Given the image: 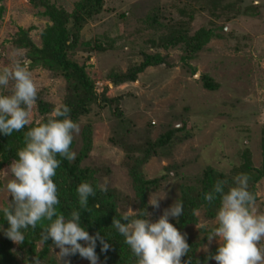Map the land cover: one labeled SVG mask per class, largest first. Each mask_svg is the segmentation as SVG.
<instances>
[{"label":"rangeland","instance_id":"obj_1","mask_svg":"<svg viewBox=\"0 0 264 264\" xmlns=\"http://www.w3.org/2000/svg\"><path fill=\"white\" fill-rule=\"evenodd\" d=\"M48 1L71 12L78 0ZM199 2L204 8L192 13L190 31L223 26L219 30L223 36L211 39L191 60H183L177 46L160 45L166 28L183 19L176 10L178 0H103L102 11L80 31L74 48L77 61L85 64L99 94L107 86L105 97L109 102L93 104L89 113L80 117L72 151L78 154L83 143L82 129L91 125L92 148L82 164L96 169L99 184L106 182L107 189L115 191L118 210L124 214L137 210L131 179L123 164L124 148L140 146L146 138L155 141L166 130L176 129L169 146L162 154L149 157L142 166L145 178L161 179L159 188L152 190L147 199L151 202L164 196L159 207L150 205L152 221L177 199L179 187L194 183L206 166L228 173L242 161L244 150L249 151L253 166L262 164L264 0H194ZM0 6V68H11L16 62L28 65L38 89L36 103L28 108L29 119L38 122L41 115L37 100L54 107L62 103L65 80L39 64H31L28 49L17 38L22 29L40 47L41 33L50 21L42 15L44 8L30 0H1ZM153 11L165 16L158 14L164 27L147 25L146 16ZM83 41L96 49L84 48ZM143 53H159L165 63L145 68L133 82L114 86L107 80L111 71H125ZM203 74L217 82L218 89H205L201 82ZM9 178V165L1 166L0 182ZM4 186L0 185V205L7 196ZM256 196V208L264 213V176L256 183ZM195 217L196 222L186 226L184 232L195 242L205 239L197 255H206L217 247V242L213 239L209 244L201 225L214 226L215 219L206 218L200 210ZM13 245L18 264H27L17 244ZM40 248L38 244L36 251ZM58 251L51 246L47 257L40 259L41 264H63ZM64 260L68 264H89L81 257L68 256ZM98 264L102 263L98 260ZM207 264L216 262L210 260Z\"/></svg>","mask_w":264,"mask_h":264},{"label":"trees","instance_id":"obj_2","mask_svg":"<svg viewBox=\"0 0 264 264\" xmlns=\"http://www.w3.org/2000/svg\"><path fill=\"white\" fill-rule=\"evenodd\" d=\"M30 2L34 5L39 4L44 8L42 15L48 17L50 24L41 33L40 47L34 45L22 29L19 31L20 36L17 40L23 42L28 49L27 57L31 64H39L64 78L66 94L62 103L70 108V118L77 123L81 116L89 113L93 104L103 101V105H106L108 101L105 97L107 86L103 87L100 94L96 91L95 81L86 72L85 64L77 61L74 49L84 24L102 11L103 0H78L71 12L51 4L48 0H30ZM200 4V2L194 3V0H178L177 5L175 4L176 10L183 19L173 21L172 24L169 23L171 25L166 28L167 34L160 38L162 47H179L182 51L183 60L193 59L196 53L211 39L222 38L223 36L219 31L223 26L201 27L193 32L190 31L192 13L204 8ZM1 12L2 7L0 6V15ZM160 13L156 12L155 14V11H153L146 16L145 22L150 28L165 26L160 15H158ZM162 16L165 17L163 14ZM81 45L88 50L95 48L94 46L89 47V42L85 41ZM96 46L98 49H102L99 45ZM163 63H165V58L159 53H143L141 59L137 63L130 64L125 71H111L107 76V80L114 86L133 82L145 68ZM194 71L192 69V72ZM201 82L202 86L210 91L219 87V84L206 74L201 75ZM37 109L41 115L38 122L46 121L51 118L54 105L39 99L37 100ZM36 123L32 122L30 126H34ZM27 130V128H22L19 132H13L11 136L0 135V167L10 165L16 159V153L23 146L24 133ZM175 130H166L155 141L146 138L144 143H140V146L128 145L124 148L126 154L123 164L126 166L131 179L134 190L133 204L138 212H143V210L149 212L150 205L147 200L149 193L159 188L161 180L160 178H145L142 166L152 155H160L165 151L170 141H172ZM261 134L260 146L263 155L261 166L255 167L252 165L247 150H244L241 154L242 161L237 166L232 167L228 173L206 166L202 173L196 177L194 183L182 184L179 187L177 198L183 202V216L170 223H173L181 233L186 234L184 228L196 222V211H203L206 218L214 219L218 201L209 204L204 201L203 196L211 189L217 179L226 180L227 188L232 185V178L235 175L246 173L250 178L249 191L257 198L256 183L264 176V128ZM82 139V146L75 159L72 161L62 160L56 170V176L53 177L54 182L57 184L60 200L57 207L65 216L73 209L79 210L76 194V187L79 183L88 181L94 188L99 184L97 170L82 164L83 159L87 157L92 148L91 125L87 124L82 129ZM74 144L73 140L70 146L71 150H73ZM6 182L2 181L0 185L6 184ZM117 203L115 191L107 189L106 192H100L96 189L95 194L88 198V211L81 210V224L89 235L99 233L110 244L109 250L101 252V245L97 242L95 251L98 260L102 264H136V258L131 253L130 248L123 242L124 238L111 227L113 218L119 219L122 215H125L118 210ZM46 225L47 221H42L37 224L35 229L25 230L24 242L17 244L18 251L24 255L27 264H31L34 256L39 259L47 257L50 247L55 246L51 239L46 240L45 244L41 243L42 227ZM0 226L5 229L8 226L2 215H0ZM186 237L190 250L189 255L181 257L182 264L185 260H189V264H205L206 257H210L211 254L215 253L217 247H214L206 255H197V250L205 239L195 242L187 234ZM78 242L82 244V241ZM38 244H41V248L36 251ZM13 246V242L5 237L3 233H0V264H18ZM71 257L80 258L78 254L71 255ZM210 260L208 259L207 262Z\"/></svg>","mask_w":264,"mask_h":264},{"label":"clouds","instance_id":"obj_3","mask_svg":"<svg viewBox=\"0 0 264 264\" xmlns=\"http://www.w3.org/2000/svg\"><path fill=\"white\" fill-rule=\"evenodd\" d=\"M37 94L26 63L16 62L11 68H0V135L11 136L22 128L28 129L23 146L9 165L11 179L4 186L7 196L0 205V215L8 226L6 229L0 226V233L19 245L25 240V230L35 229L38 223L47 221L42 227L41 243L51 239L59 249L56 254L60 262L68 264L64 258L78 254L89 264H98L97 242L101 252L109 250L110 244L99 233L89 235L81 224L80 213L88 211V198L96 189L107 191V183L94 188L88 181H82L76 187L79 210L73 209L67 216L58 210L60 200L53 177L62 160L75 159L76 153L70 146L79 128L70 118V108L63 103L54 107L51 118L30 126L28 108L36 103ZM249 179L246 173H238L227 188L226 180L217 179L204 193L205 202L218 201L214 226L201 225L207 231L205 237L209 244L213 239L217 242L215 253L206 257L205 264L208 259L216 264H264V213L256 208ZM163 197L154 198L148 204L157 208ZM149 215L144 210H132L131 215L113 218L111 227L124 238L136 264H182L181 257L189 255L190 247L186 234L169 220L183 216V202L177 198L154 221ZM31 264H41L40 259L34 256ZM184 264H189V260Z\"/></svg>","mask_w":264,"mask_h":264}]
</instances>
